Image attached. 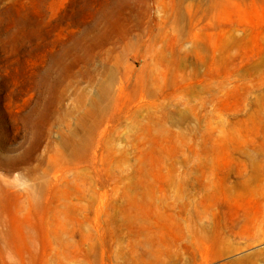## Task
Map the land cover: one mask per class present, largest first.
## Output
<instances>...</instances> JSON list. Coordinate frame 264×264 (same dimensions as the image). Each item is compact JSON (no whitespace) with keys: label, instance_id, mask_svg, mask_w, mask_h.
I'll list each match as a JSON object with an SVG mask.
<instances>
[{"label":"rangeland","instance_id":"374dc122","mask_svg":"<svg viewBox=\"0 0 264 264\" xmlns=\"http://www.w3.org/2000/svg\"><path fill=\"white\" fill-rule=\"evenodd\" d=\"M0 264H264V0H0Z\"/></svg>","mask_w":264,"mask_h":264}]
</instances>
